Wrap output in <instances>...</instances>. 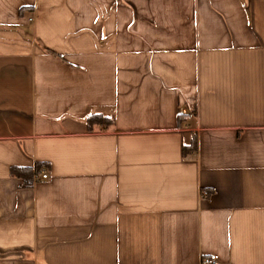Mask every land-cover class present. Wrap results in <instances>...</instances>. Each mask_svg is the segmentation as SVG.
<instances>
[{"label": "crops", "instance_id": "crops-1", "mask_svg": "<svg viewBox=\"0 0 264 264\" xmlns=\"http://www.w3.org/2000/svg\"><path fill=\"white\" fill-rule=\"evenodd\" d=\"M211 255L264 264V0H0V264Z\"/></svg>", "mask_w": 264, "mask_h": 264}, {"label": "trees", "instance_id": "trees-1", "mask_svg": "<svg viewBox=\"0 0 264 264\" xmlns=\"http://www.w3.org/2000/svg\"><path fill=\"white\" fill-rule=\"evenodd\" d=\"M57 54V53H54ZM91 124H108L109 118L103 115H93L89 119ZM198 143L195 138L191 140L188 145L184 146L183 152L184 155H188L197 150ZM13 173L20 176L24 180L25 186L32 185L33 173L32 169L29 167L13 168Z\"/></svg>", "mask_w": 264, "mask_h": 264}, {"label": "built area", "instance_id": "built-area-1", "mask_svg": "<svg viewBox=\"0 0 264 264\" xmlns=\"http://www.w3.org/2000/svg\"><path fill=\"white\" fill-rule=\"evenodd\" d=\"M41 177L42 178H47L48 175H47V173H42ZM216 263H217L216 255H211L209 257H203L202 261H201V264H216Z\"/></svg>", "mask_w": 264, "mask_h": 264}]
</instances>
